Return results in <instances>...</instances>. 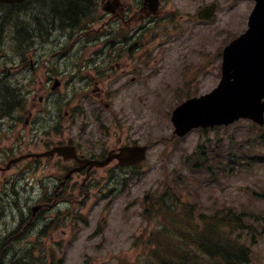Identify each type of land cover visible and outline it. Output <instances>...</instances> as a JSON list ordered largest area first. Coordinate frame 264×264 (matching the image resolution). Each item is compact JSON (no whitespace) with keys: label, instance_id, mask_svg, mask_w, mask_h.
<instances>
[{"label":"rangeland","instance_id":"374dc122","mask_svg":"<svg viewBox=\"0 0 264 264\" xmlns=\"http://www.w3.org/2000/svg\"><path fill=\"white\" fill-rule=\"evenodd\" d=\"M213 1L218 3L219 8L213 24L205 26L198 23L195 18L196 11ZM168 2H174L179 6L178 15L184 17L182 21L184 34L181 30L176 32L171 29L160 32V36L154 38L153 32L151 41L161 37L159 43L167 41L174 42L175 45L183 43L188 65H193L194 52L196 64L204 60L205 93L217 84L207 72L211 71L212 65L220 64L221 58L217 56L230 38L242 33L251 3L245 0H166V3ZM34 10L31 13L39 11L36 7ZM69 42L68 39L58 38L52 44L45 45L44 52L41 47L31 52L37 56L39 67L45 70L44 73L54 65L63 66L64 71H67L65 67L69 64L67 59L62 56L59 60L53 59L50 50L52 47H59L60 55L66 54V47L63 46ZM7 44L10 45V40ZM2 53L3 48L0 47V54ZM173 53L172 51L171 55ZM66 74L70 76L69 71ZM147 82L148 78L146 83L140 84V91L147 90ZM167 95V91L164 90L155 96L141 94L132 100H121L128 111L138 115L139 123L135 129L140 136L139 142L151 145L147 159L139 168L130 170L129 176L132 178L127 181V187L122 195L117 197L118 194L114 199L111 194L116 190L109 186L108 176L96 178L93 186L82 190L79 189L82 178L71 179L68 192H71L72 196H69L67 201L63 198L58 208H52V211L42 214L44 217L39 221V224H44L47 219L56 217L61 221L64 213H68L67 221L63 220L65 225L56 231L48 233L44 228L27 226L31 229L27 233H22L27 222L24 221L25 205L32 192H35L31 196L32 204L36 199V192L42 193V184L39 180H44L47 175L49 178L60 176L67 165L61 161L51 163L41 161L38 170L25 176L18 172L19 168H12L0 174V192L4 180L9 179L14 183V186L9 185L11 198L7 203L10 207L4 210L5 206L3 208L0 206V235L3 234L4 225L11 227L13 232L19 226L18 222L23 220L15 235L20 248L14 245L11 248L13 253L22 256L25 254L24 250L29 252L27 246H30L35 250L34 263H38L36 254L48 257L52 253L62 259L61 264H142L145 259L152 258L148 237L157 229L153 220L141 217L142 197L147 192L156 190L161 181L167 180L165 185L182 194V201L194 206L201 213L212 214L215 210L226 207L238 211L245 210L260 217L261 222L257 224L247 222L244 228L234 233V236L240 235L239 241L251 248L250 261L247 264H264V233H259L253 244V236L248 231L249 228H256V231L258 229L259 232L262 230L264 232V163L259 159L253 161L247 154L244 158H237L239 168H236V165L226 166V154L237 152L239 148L247 149L249 152L259 150L264 155V140L260 143L254 140L251 144L247 143L248 139L256 135L262 134L264 138V129L257 130L250 122L234 123L219 130H208L206 134L194 131L183 140L171 142L169 138L172 135V127L165 116V111L170 109L176 99ZM211 142L220 150L221 159L217 158V161H222L224 170L233 169L231 175L222 176L219 173L209 176L204 171L191 169V163L186 162L187 156L195 151L198 144H204L207 147L205 150L208 151ZM18 146L0 148L14 149ZM43 150L44 148L38 146H22L23 153ZM76 182L77 185L74 186ZM253 192L259 196H255ZM5 199L0 195V204ZM44 264L51 263L46 261Z\"/></svg>","mask_w":264,"mask_h":264},{"label":"flooded vegetation","instance_id":"af4514ba","mask_svg":"<svg viewBox=\"0 0 264 264\" xmlns=\"http://www.w3.org/2000/svg\"><path fill=\"white\" fill-rule=\"evenodd\" d=\"M116 1L117 7L112 0H101L102 10L94 15L89 27L71 35L69 44L63 46L66 54L60 55L59 47L51 48L52 58L59 60L62 56L70 63L65 66L70 76L60 65L44 73L37 56L27 53L24 44L10 64L0 59V146L19 145L0 150V162L18 154L17 149L23 145L42 147L41 153H52L59 146H73L76 156L72 159L52 157L61 160L67 169L78 168L81 160L103 161L109 157L111 160L104 167L84 168L71 176L82 178L79 186L82 190L93 186L98 177L134 166H119V160L114 157L121 148L139 145L140 138L135 129L138 115L128 111L121 100L138 98L140 83L146 77L150 80L151 95L159 93L162 87H171L173 94L182 91L187 94L189 86L197 92L201 90L202 72L198 69L194 76L187 77V59L181 45L146 43L143 37L145 28L153 30L159 25L158 17L167 16V21L175 23L169 30L183 29L179 6L169 2L165 11L146 16V7L138 0ZM110 8L114 10L108 12L106 9ZM36 9L58 22V11L42 4ZM55 29L52 22V36L42 44L43 52L45 45L54 42ZM27 77H30L29 88L9 89L12 79ZM212 77L218 78V65ZM116 99L120 100L116 102ZM42 159L35 162L27 159L14 166L21 164L24 169L29 165L27 170H32ZM117 176L111 173L109 179ZM43 182L46 189L52 188L56 198V192H61L67 183L61 186L59 179L56 182L48 176ZM50 194V191L37 194L35 203L40 208L51 206L45 202Z\"/></svg>","mask_w":264,"mask_h":264},{"label":"trees","instance_id":"16d2710c","mask_svg":"<svg viewBox=\"0 0 264 264\" xmlns=\"http://www.w3.org/2000/svg\"><path fill=\"white\" fill-rule=\"evenodd\" d=\"M95 2L96 0H58L56 18L60 29L80 28V25L84 21H89L91 14L96 11ZM26 3L38 5L36 0H28ZM33 11L35 10H31ZM18 12L21 10L17 7L0 8V13L3 15L8 13L20 15ZM71 22L79 23L73 25ZM171 207L180 206L178 203L165 202L163 205L161 202H150L146 208L144 207L142 216L146 220H150L149 216L165 220L168 214L171 219L162 232L156 230L148 237L152 258L145 259L142 264H245L249 262V248L232 237L233 232L246 226L244 220L249 217L246 213L226 209L211 216L203 215L198 223L195 218H191L190 209L177 212L171 210ZM9 235L4 238V241L13 247L14 237L13 234ZM27 250L29 252L24 250L25 254L22 256H17L16 253L11 256L0 248V264H44L46 261L51 264H61L62 259L52 253L48 257L36 254L38 263H34L35 250L29 246Z\"/></svg>","mask_w":264,"mask_h":264},{"label":"water","instance_id":"95a60500","mask_svg":"<svg viewBox=\"0 0 264 264\" xmlns=\"http://www.w3.org/2000/svg\"><path fill=\"white\" fill-rule=\"evenodd\" d=\"M24 0H0L20 3ZM257 4L249 17L248 30L224 49L221 64V80L209 94L192 99L178 107L172 117L175 133L183 136L192 128L228 125L240 118L263 123L264 113V58L258 52L264 47V0ZM151 12H155L158 0H145ZM215 5L198 12L200 19H210ZM72 148H59L58 154L69 153ZM142 155L135 162L144 157Z\"/></svg>","mask_w":264,"mask_h":264},{"label":"bare ground","instance_id":"6f19581e","mask_svg":"<svg viewBox=\"0 0 264 264\" xmlns=\"http://www.w3.org/2000/svg\"><path fill=\"white\" fill-rule=\"evenodd\" d=\"M37 1V0H36ZM39 5V4H38ZM65 214V216L68 214V213H64ZM204 258H206V255L204 254Z\"/></svg>","mask_w":264,"mask_h":264}]
</instances>
